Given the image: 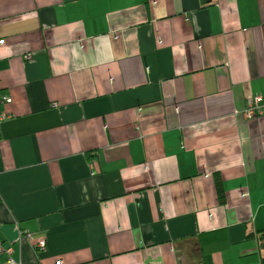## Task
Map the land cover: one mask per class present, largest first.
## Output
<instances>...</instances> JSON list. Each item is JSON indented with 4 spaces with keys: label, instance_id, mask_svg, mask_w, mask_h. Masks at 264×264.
<instances>
[{
    "label": "crops",
    "instance_id": "obj_1",
    "mask_svg": "<svg viewBox=\"0 0 264 264\" xmlns=\"http://www.w3.org/2000/svg\"><path fill=\"white\" fill-rule=\"evenodd\" d=\"M0 38L15 260L203 264L222 228L212 264H264V0H0Z\"/></svg>",
    "mask_w": 264,
    "mask_h": 264
},
{
    "label": "built area",
    "instance_id": "obj_2",
    "mask_svg": "<svg viewBox=\"0 0 264 264\" xmlns=\"http://www.w3.org/2000/svg\"><path fill=\"white\" fill-rule=\"evenodd\" d=\"M4 42V39L0 38V45ZM29 55H27L28 57ZM5 102H9L11 99L10 97H4L3 98ZM241 114L244 118L250 119L255 116H261L264 115V94L261 93H255L246 99L245 106L241 110ZM5 117H8V115L0 116V119H3ZM20 235H24L27 238H30V233L27 230H23L20 232ZM36 247L38 250H43L45 248V242L44 240H39L36 244ZM0 252L5 253L6 259L5 264H20L19 261L15 260L12 257V248L11 246H4L0 241ZM55 264H62V262L57 259L55 261Z\"/></svg>",
    "mask_w": 264,
    "mask_h": 264
},
{
    "label": "trees",
    "instance_id": "obj_3",
    "mask_svg": "<svg viewBox=\"0 0 264 264\" xmlns=\"http://www.w3.org/2000/svg\"><path fill=\"white\" fill-rule=\"evenodd\" d=\"M202 4H209L212 0H200ZM216 189L219 200H223V190L221 179L218 175L215 177ZM199 250L202 255L203 264L211 263V254L214 251L221 250L227 246V237L225 229H217L210 232H203L198 235Z\"/></svg>",
    "mask_w": 264,
    "mask_h": 264
}]
</instances>
